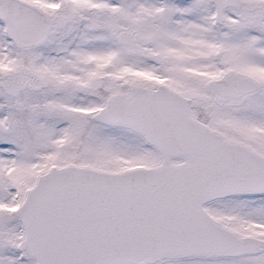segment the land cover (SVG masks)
Returning <instances> with one entry per match:
<instances>
[{"label": "snow or ice", "instance_id": "snow-or-ice-1", "mask_svg": "<svg viewBox=\"0 0 264 264\" xmlns=\"http://www.w3.org/2000/svg\"><path fill=\"white\" fill-rule=\"evenodd\" d=\"M0 264H264V0H0Z\"/></svg>", "mask_w": 264, "mask_h": 264}]
</instances>
